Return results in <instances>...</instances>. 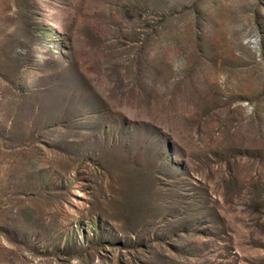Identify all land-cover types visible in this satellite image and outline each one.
I'll use <instances>...</instances> for the list:
<instances>
[{
    "label": "rangeland",
    "instance_id": "374dc122",
    "mask_svg": "<svg viewBox=\"0 0 264 264\" xmlns=\"http://www.w3.org/2000/svg\"><path fill=\"white\" fill-rule=\"evenodd\" d=\"M0 264H264V0H0Z\"/></svg>",
    "mask_w": 264,
    "mask_h": 264
}]
</instances>
